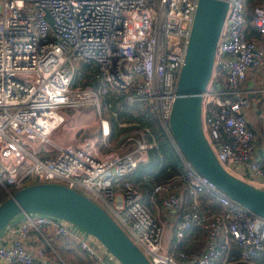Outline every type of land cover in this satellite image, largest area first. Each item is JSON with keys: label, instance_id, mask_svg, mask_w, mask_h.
Instances as JSON below:
<instances>
[{"label": "built area", "instance_id": "built-area-1", "mask_svg": "<svg viewBox=\"0 0 264 264\" xmlns=\"http://www.w3.org/2000/svg\"><path fill=\"white\" fill-rule=\"evenodd\" d=\"M195 5L0 0V186L6 194L34 182L72 188L104 209L151 264H254L264 252V217L199 174L168 128ZM251 30L256 36L247 35ZM251 68L264 73V0H229L201 93V128L226 171L264 188L247 120L252 90L242 84ZM263 92L256 84V93ZM124 114L153 118L179 159L167 177L143 175L145 192L129 176L155 141L145 122L118 120ZM193 230L200 245L186 250L183 239ZM51 236L74 243L88 264H120L91 235L44 213H24L0 230V264H64Z\"/></svg>", "mask_w": 264, "mask_h": 264}, {"label": "water", "instance_id": "water-1", "mask_svg": "<svg viewBox=\"0 0 264 264\" xmlns=\"http://www.w3.org/2000/svg\"><path fill=\"white\" fill-rule=\"evenodd\" d=\"M228 3L229 0H196L168 128L182 155L199 174L248 211L264 217V188L226 171L201 128V93L211 74ZM24 213H44L74 224L95 238L120 264H151L104 209L72 188L34 182L15 189L0 201V230Z\"/></svg>", "mask_w": 264, "mask_h": 264}, {"label": "trees", "instance_id": "trees-1", "mask_svg": "<svg viewBox=\"0 0 264 264\" xmlns=\"http://www.w3.org/2000/svg\"><path fill=\"white\" fill-rule=\"evenodd\" d=\"M248 36H256V33L251 30L247 33ZM88 81L81 80L80 84H86ZM123 122L136 121L145 122L150 127V133L155 141V146L148 150L147 159L137 165L136 169L130 174L129 178L133 182L137 183L143 192L149 189V183L144 182L142 179L143 175H149L153 179L157 180L160 178L167 177L178 170L179 159L174 151L168 138L156 123V121L148 115L131 116L124 114L123 118H118ZM114 125V120H111ZM264 166V163H262ZM151 179V180H153ZM7 196L5 190L0 186V201ZM197 233L193 230L191 233L186 235L183 239L182 247L186 250L198 247L199 243L192 241V237H197ZM257 263L259 260L261 264H264V252L256 257ZM213 264H221L220 260L214 261Z\"/></svg>", "mask_w": 264, "mask_h": 264}, {"label": "crops", "instance_id": "crops-1", "mask_svg": "<svg viewBox=\"0 0 264 264\" xmlns=\"http://www.w3.org/2000/svg\"><path fill=\"white\" fill-rule=\"evenodd\" d=\"M242 84L249 85L252 90L250 92L252 94L250 101L255 103L250 106L249 117L247 119L248 124L251 126L256 135L253 144L252 157L264 163V130L261 126V120L264 117V92L261 94L256 93V84L264 86L263 71H256V68H251ZM192 241L199 243L200 245V237L198 233L197 237H192ZM49 242L52 250L59 256L64 264H81L78 262L76 257L82 258L84 260V264L89 263L87 256L74 243H69L66 238L51 236ZM256 260L258 259H254V264H258ZM258 262L261 264L260 260Z\"/></svg>", "mask_w": 264, "mask_h": 264}, {"label": "rangeland", "instance_id": "rangeland-1", "mask_svg": "<svg viewBox=\"0 0 264 264\" xmlns=\"http://www.w3.org/2000/svg\"><path fill=\"white\" fill-rule=\"evenodd\" d=\"M76 258H77V260H78L79 263L84 264V260L82 258H79V257H76Z\"/></svg>", "mask_w": 264, "mask_h": 264}]
</instances>
